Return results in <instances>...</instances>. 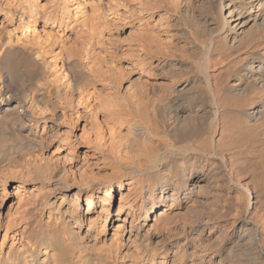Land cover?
Segmentation results:
<instances>
[{
  "label": "bare ground",
  "instance_id": "bare-ground-1",
  "mask_svg": "<svg viewBox=\"0 0 264 264\" xmlns=\"http://www.w3.org/2000/svg\"><path fill=\"white\" fill-rule=\"evenodd\" d=\"M93 2L76 27L0 5V264H264V0H171L172 39L122 53L120 0Z\"/></svg>",
  "mask_w": 264,
  "mask_h": 264
},
{
  "label": "rangeland",
  "instance_id": "rangeland-1",
  "mask_svg": "<svg viewBox=\"0 0 264 264\" xmlns=\"http://www.w3.org/2000/svg\"><path fill=\"white\" fill-rule=\"evenodd\" d=\"M77 1H81V0H77ZM92 1H94L93 4H98L99 7L101 5L100 10L101 9L105 10V7H107V4L110 3V0H86L85 7L83 8V12H84L83 14H75V11H73L76 0L75 1L74 0H0V5L2 7L11 8V12L13 11V9L16 10V9L23 8L24 12L26 10L25 14L28 12V7H30L31 9L38 12L37 16L48 12L52 15L60 16L63 21H68L69 27H76V25L79 23V21H81V19H84V18L88 19L94 15L92 11L93 7L91 5ZM125 2H126V5H123L125 4ZM119 3L121 4L117 7V9L119 10L117 13L118 15L117 14L115 16L113 14L110 15V17H114V21H115V22L114 21L112 22L113 25H112L111 32L113 33V36L114 35L116 36L115 39L118 40L120 46H122L119 53H122L123 50H126L125 49L126 45L131 43L130 39L132 38L133 33H134V32H131L132 28H135L136 33L139 32L138 34L140 33L147 34V32L149 31L151 34H154V36L150 35V37L152 36V38H154L157 35L156 38L160 39L161 41L162 40L168 41L169 39H172L173 28L170 25V21L168 17L169 13L166 12V10L171 7V0H153V3L156 5V9L152 13H150L149 11H145V10L139 12L137 10L139 9V7L135 5L136 2L133 0L132 2L130 0H120ZM17 17L18 16L14 17L15 18L14 19L10 16V14L6 15L4 14L3 11H1L0 12V26L3 29L16 28L17 23H18ZM134 17L140 20V22H138L140 23V26L138 29L136 26L137 20L133 21L131 19ZM144 28L148 31H146ZM62 30H64V26L56 25V24L51 25L50 23L44 24L41 19H39V23L35 29L36 32H39L42 35L44 34L43 32H49L48 34L52 36H55V35L58 37L62 36L61 38L63 40L62 42L63 43L65 42L66 46H68L69 44L72 45L71 41L74 40V38L76 37L75 31L74 30L69 31L68 29H66L63 32H61ZM16 31L17 33L20 32L19 29H16ZM56 45L57 44H55V46ZM126 54L128 55L127 52ZM130 54L128 55L129 57H130ZM127 55L126 56L122 55L121 60L123 61L125 67L131 68L132 72L128 76L129 78L122 81L125 87L129 84V82L133 83L134 85L138 81L143 82L144 80L148 78L149 80H152L155 78L153 76L146 74L143 65L133 66L131 63H129L131 58H129ZM128 79L129 81H127ZM76 132L77 134L80 133L79 130H76ZM127 188L128 187L125 185L120 190H115L113 197L109 198L111 201V205L107 206L109 213H108V216L105 218V224H104V228L106 232L105 234H107V237L112 233V228L116 226L115 225L117 222L115 218L116 214H119L121 217L126 218L125 221H121V224L123 225L122 228H124L125 230L129 228L130 218L129 216H126L128 208H125L124 207L125 205H123L124 197H126L127 192H129ZM97 209H100V206H98Z\"/></svg>",
  "mask_w": 264,
  "mask_h": 264
}]
</instances>
